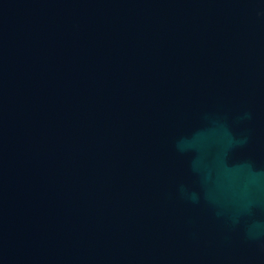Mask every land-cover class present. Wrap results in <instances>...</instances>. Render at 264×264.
<instances>
[{"label": "water", "instance_id": "1", "mask_svg": "<svg viewBox=\"0 0 264 264\" xmlns=\"http://www.w3.org/2000/svg\"><path fill=\"white\" fill-rule=\"evenodd\" d=\"M0 264H264V0H0Z\"/></svg>", "mask_w": 264, "mask_h": 264}]
</instances>
